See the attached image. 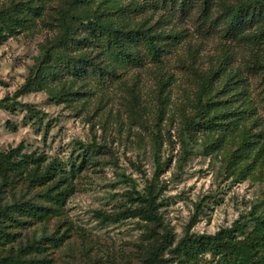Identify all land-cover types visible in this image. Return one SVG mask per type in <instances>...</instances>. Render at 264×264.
<instances>
[{"label": "rangeland", "instance_id": "rangeland-1", "mask_svg": "<svg viewBox=\"0 0 264 264\" xmlns=\"http://www.w3.org/2000/svg\"><path fill=\"white\" fill-rule=\"evenodd\" d=\"M156 1L112 22L140 39L158 34L160 62L142 40L129 46L134 61L108 58L78 27L67 53L76 66L20 94L70 0H0V101L38 111L0 108V264H153L164 231L175 243L188 228H260L264 9L229 29L231 8L246 0ZM148 192L156 224L138 214Z\"/></svg>", "mask_w": 264, "mask_h": 264}, {"label": "trees", "instance_id": "trees-1", "mask_svg": "<svg viewBox=\"0 0 264 264\" xmlns=\"http://www.w3.org/2000/svg\"><path fill=\"white\" fill-rule=\"evenodd\" d=\"M169 1L177 2L176 0H162L164 8L169 4ZM96 2V0H70L69 5L63 11L64 21L58 25L59 30L61 29L62 32L57 40L51 43L42 58L43 60L38 62L34 77H28L26 84L20 90V94H26L42 87L45 79L54 77L59 73L58 66H76V61L67 53L75 40L73 31L78 27H81L87 33V38H84V41L95 43V47L100 49L101 54L107 55L108 58L134 61L136 56H134L133 49L129 46L142 40L147 56L154 62H160L166 49L158 40V34L144 33L142 39H140V34L137 32H124L113 23L114 16L121 12L126 10L136 12L141 8L157 6L158 1L98 0L97 4ZM186 2H190V0H182L181 5ZM95 5V9H92ZM252 9H258L261 12L264 9V0H246L232 7V14L228 23L229 29L240 27L238 25L240 17L245 12L252 11ZM173 39L178 41L177 36H173ZM77 42L80 41L77 40ZM206 86L207 83L202 80L200 96L206 94ZM0 108L4 110L24 108L27 112L38 113L26 104L7 98L0 101ZM217 117L215 118L217 119ZM218 118H221V116ZM192 124V120H186L184 130H188ZM137 198L144 205V208H141L138 214H142L147 221L156 224L159 218L154 213L155 206L151 193L148 192L146 196L139 195ZM6 211L7 209L0 210V214L2 212L7 214ZM257 222H259L260 228L251 231H245L246 225L239 222H236L232 228L221 229L215 234L193 233L188 228L175 243L173 234L170 231H164L159 243L148 253L149 260L153 264H167L168 260L162 258L161 252L163 249L168 248L171 256H180L185 263L189 264H198V259L205 255H209L210 259L215 261L216 264H264V215L260 216ZM171 243H174V245Z\"/></svg>", "mask_w": 264, "mask_h": 264}]
</instances>
